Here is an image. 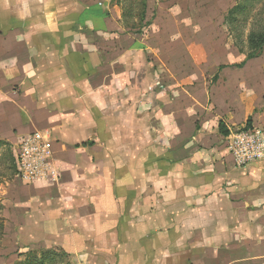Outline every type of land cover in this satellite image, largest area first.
I'll return each mask as SVG.
<instances>
[{
    "label": "crops",
    "instance_id": "1",
    "mask_svg": "<svg viewBox=\"0 0 264 264\" xmlns=\"http://www.w3.org/2000/svg\"><path fill=\"white\" fill-rule=\"evenodd\" d=\"M145 39L106 0H0V141L13 157L22 137L47 133L59 175L2 201L16 250L264 264V165L236 168L218 129L246 126L247 106L243 120L225 101L185 107L181 77L152 66Z\"/></svg>",
    "mask_w": 264,
    "mask_h": 264
},
{
    "label": "rangeland",
    "instance_id": "2",
    "mask_svg": "<svg viewBox=\"0 0 264 264\" xmlns=\"http://www.w3.org/2000/svg\"><path fill=\"white\" fill-rule=\"evenodd\" d=\"M106 1L114 13L122 16L127 28L136 34L144 33L145 42L154 51L150 55L152 66L167 67L172 76L181 77L185 107L195 101L209 104L213 100L221 102L223 107L225 101L226 106L237 112L239 120L244 118L242 110L246 105L251 119L249 128L264 130V49L257 57L245 61L246 37L249 32L264 28V0L251 8L246 20L241 18L238 31L227 28L224 19L240 0H146L144 17V0ZM166 75L171 77L169 73ZM10 154L12 150L7 145L0 146L1 204L3 200L15 201L20 193L17 189L23 186L15 178ZM4 204L6 207L2 205L4 210L0 211V225H4L0 235V264H39L41 253L56 247L29 243L33 245L28 251L22 252L20 246L16 250L10 227L16 214L10 209L14 207ZM8 248L12 250L6 251ZM54 252L57 257L53 256V261L52 257L48 258L45 264H71L69 257ZM19 254H32V259Z\"/></svg>",
    "mask_w": 264,
    "mask_h": 264
},
{
    "label": "built area",
    "instance_id": "3",
    "mask_svg": "<svg viewBox=\"0 0 264 264\" xmlns=\"http://www.w3.org/2000/svg\"><path fill=\"white\" fill-rule=\"evenodd\" d=\"M227 151L236 168L255 163L264 165V130L243 127L226 136ZM15 178L22 184L36 181L56 183L59 175L53 162L52 142L45 132H33L22 137L14 153Z\"/></svg>",
    "mask_w": 264,
    "mask_h": 264
},
{
    "label": "trees",
    "instance_id": "4",
    "mask_svg": "<svg viewBox=\"0 0 264 264\" xmlns=\"http://www.w3.org/2000/svg\"><path fill=\"white\" fill-rule=\"evenodd\" d=\"M261 2L262 0H240L236 6H234L227 12V15L224 19L225 26L229 28L231 31H238L239 30L238 26L242 22L241 18H244V20H246L247 15L249 14L251 8L260 4ZM142 7H143L142 17H144L145 10H146V0H144ZM100 15L105 16L106 14H100ZM142 20L143 18L141 19V21ZM237 37L238 35H236L235 37L236 41H237L236 39ZM246 46H247V53H246L245 61H249L257 57L261 53V51L264 49V28L258 32H254V31L249 32L248 36L246 37ZM250 125H251V119L249 118L246 122V127L249 128ZM218 129L222 135H225V136L228 135L227 131L225 130L224 126L221 123H219ZM87 144L88 143H85L83 145H87ZM1 145H6V143L0 141V146ZM10 155H11V161L13 164V168L15 170L12 154ZM1 210H4V207L0 203V211ZM3 231H4V225L2 224L0 225V235L2 234ZM54 250L57 251L62 256L69 257V255L61 248L56 247L54 248ZM54 250L43 251L41 253L40 259L38 260L39 264H45V261L50 257H52L51 261H53L57 257V254L54 252ZM53 256L55 258H53ZM19 257H24L25 259L30 260L32 259L31 258L32 254H26V255L19 254Z\"/></svg>",
    "mask_w": 264,
    "mask_h": 264
}]
</instances>
